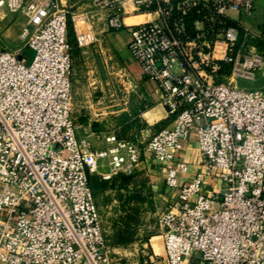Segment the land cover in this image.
I'll list each match as a JSON object with an SVG mask.
<instances>
[{
	"label": "built area",
	"instance_id": "1",
	"mask_svg": "<svg viewBox=\"0 0 264 264\" xmlns=\"http://www.w3.org/2000/svg\"><path fill=\"white\" fill-rule=\"evenodd\" d=\"M93 2L110 30L129 32V52L157 84L172 125L143 143L109 132L97 148V132L72 116L69 12L60 0H0V9L29 17L19 46H0V264H112L91 177L121 152L122 171L104 179L132 175L147 158L176 164L165 181L178 201L158 220L167 264L193 255L198 262L188 264H264V89L212 81L229 72L250 80L261 65L257 53L245 63L238 54L232 66L218 48L242 44L231 14H251L254 0ZM139 15L154 19L125 24ZM93 40L77 35L80 47ZM218 62L228 66L223 73L213 69ZM192 134L220 175L217 192L205 191L202 174L179 183L187 166L177 154Z\"/></svg>",
	"mask_w": 264,
	"mask_h": 264
},
{
	"label": "crops",
	"instance_id": "2",
	"mask_svg": "<svg viewBox=\"0 0 264 264\" xmlns=\"http://www.w3.org/2000/svg\"><path fill=\"white\" fill-rule=\"evenodd\" d=\"M60 2L69 12L70 21L68 41L72 46V116L79 126H90L92 131L97 132V148L104 146L99 137L109 132L123 141L143 143L155 133L170 127L172 119L161 102L157 84L144 77L139 62L129 52V32L110 30L105 13L97 11L93 0ZM231 16V26L240 37L264 35V0H254V10L249 15L242 13ZM87 34L93 36V42L80 47L77 35ZM218 48L221 59L229 54L225 43L220 42ZM181 145L177 162L185 163L187 172L178 174L179 183H188L197 174H202L205 191L209 194L219 191L222 187L220 175L216 170L210 172L207 169L195 134ZM126 162L124 152L100 161L98 173L91 177L96 201L97 192L103 190V186L121 184V178L134 181L125 196L129 200L127 207L131 208L133 226L138 229L135 232L150 241L155 255H163L164 245L158 220L178 201V189L168 187L165 181L166 168L175 167L176 164H162L147 158L130 177L119 178L118 174L109 180L103 178L115 169L122 171ZM109 189L110 193L117 192L119 186H116V190Z\"/></svg>",
	"mask_w": 264,
	"mask_h": 264
},
{
	"label": "rangeland",
	"instance_id": "3",
	"mask_svg": "<svg viewBox=\"0 0 264 264\" xmlns=\"http://www.w3.org/2000/svg\"><path fill=\"white\" fill-rule=\"evenodd\" d=\"M28 18V15L24 12L15 14L9 12L7 9H0V46L7 49H14L19 46L21 43L20 34L22 28L27 24ZM153 19L152 17L151 20ZM251 36L243 35L242 44L244 45L235 46L228 53L233 59L232 66L238 54L240 55V63H245V60L250 55L258 53L262 56V63L255 69L253 79L248 80L236 77L232 75V72H229L225 76L212 78L213 82H225L235 88L264 89V35L255 36L256 38L254 39ZM74 39H76V35H74ZM33 55L32 50H27L26 56L29 62L32 61ZM126 176L130 177L131 175L121 172L118 177ZM121 181H123L121 184L115 183L112 186H103V190L97 192V203L108 235L112 253V264H165L166 262L163 258V256L165 257L164 251L163 255H159L156 258L150 246V241L147 238H142V236H139L135 232L138 229L133 226V215L130 212V206H128L129 208L127 207L129 200L125 196L134 181L130 182L129 178H121ZM135 184L136 182L133 185ZM117 185L121 191L118 189L117 192H108L109 188L116 190ZM193 256L195 257V255ZM194 257L183 259L182 264H188L192 261L198 262V259Z\"/></svg>",
	"mask_w": 264,
	"mask_h": 264
},
{
	"label": "bare ground",
	"instance_id": "4",
	"mask_svg": "<svg viewBox=\"0 0 264 264\" xmlns=\"http://www.w3.org/2000/svg\"><path fill=\"white\" fill-rule=\"evenodd\" d=\"M134 17V18H133ZM147 17H150V19H147ZM147 19V20H146ZM152 17L151 16H146V15H139V16H132L129 17L125 20V24L126 25H135L138 24L137 22L141 23V22H145V21H149L151 20ZM142 20V21H141ZM141 21V22H140ZM237 85V84H236ZM239 86V85H237Z\"/></svg>",
	"mask_w": 264,
	"mask_h": 264
},
{
	"label": "trees",
	"instance_id": "5",
	"mask_svg": "<svg viewBox=\"0 0 264 264\" xmlns=\"http://www.w3.org/2000/svg\"><path fill=\"white\" fill-rule=\"evenodd\" d=\"M69 25H70V21L68 23V29H69ZM230 25H231V23H230ZM68 39H69V35H68ZM240 42H242V41H240ZM226 68H228V66L225 62H218L213 69L216 70V72H218V73H223L224 70H226Z\"/></svg>",
	"mask_w": 264,
	"mask_h": 264
}]
</instances>
